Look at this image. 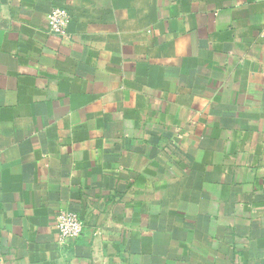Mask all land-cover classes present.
<instances>
[{
    "label": "crops",
    "instance_id": "0c3cea01",
    "mask_svg": "<svg viewBox=\"0 0 264 264\" xmlns=\"http://www.w3.org/2000/svg\"><path fill=\"white\" fill-rule=\"evenodd\" d=\"M0 264H264V0H0Z\"/></svg>",
    "mask_w": 264,
    "mask_h": 264
},
{
    "label": "built area",
    "instance_id": "2783aa9c",
    "mask_svg": "<svg viewBox=\"0 0 264 264\" xmlns=\"http://www.w3.org/2000/svg\"><path fill=\"white\" fill-rule=\"evenodd\" d=\"M69 14L66 9L53 8L46 17V27L50 34L61 39L67 37ZM55 229L59 242L74 241L82 234V225L77 215L60 212L55 220Z\"/></svg>",
    "mask_w": 264,
    "mask_h": 264
}]
</instances>
